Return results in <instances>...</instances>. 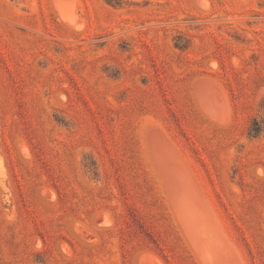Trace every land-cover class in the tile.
I'll return each mask as SVG.
<instances>
[{
    "label": "rangeland",
    "instance_id": "rangeland-1",
    "mask_svg": "<svg viewBox=\"0 0 264 264\" xmlns=\"http://www.w3.org/2000/svg\"><path fill=\"white\" fill-rule=\"evenodd\" d=\"M0 264H264V0H0Z\"/></svg>",
    "mask_w": 264,
    "mask_h": 264
},
{
    "label": "bare ground",
    "instance_id": "bare-ground-1",
    "mask_svg": "<svg viewBox=\"0 0 264 264\" xmlns=\"http://www.w3.org/2000/svg\"><path fill=\"white\" fill-rule=\"evenodd\" d=\"M110 224V223H109Z\"/></svg>",
    "mask_w": 264,
    "mask_h": 264
}]
</instances>
